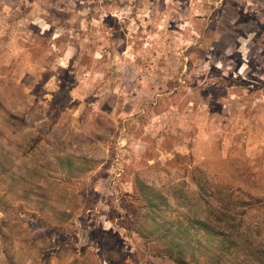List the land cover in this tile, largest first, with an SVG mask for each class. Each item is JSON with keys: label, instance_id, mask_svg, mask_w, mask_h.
I'll return each mask as SVG.
<instances>
[{"label": "rangeland", "instance_id": "obj_1", "mask_svg": "<svg viewBox=\"0 0 264 264\" xmlns=\"http://www.w3.org/2000/svg\"><path fill=\"white\" fill-rule=\"evenodd\" d=\"M210 192L264 247V0H0V264H177Z\"/></svg>", "mask_w": 264, "mask_h": 264}, {"label": "trees", "instance_id": "obj_2", "mask_svg": "<svg viewBox=\"0 0 264 264\" xmlns=\"http://www.w3.org/2000/svg\"><path fill=\"white\" fill-rule=\"evenodd\" d=\"M207 188V187H206ZM200 188L199 199L208 203V198L205 195L206 190L212 191V188ZM212 194V198H214V203L209 205L208 213L202 216L203 210L201 212L196 211L193 214L194 222L192 221V225L187 227L180 225L177 229L169 226L162 225L157 231H161L162 234L160 237L163 239H169V242L173 243L172 247H169V256L172 257V253H174V248H178V254L180 257H176L174 260L177 264H200V258L196 256L195 252L191 253L190 259L184 258V249L185 247L190 246L192 241H189L190 244L182 245L180 243L181 240H189L190 236H193V233L199 234L201 232L208 234L210 237H219L229 242H224L220 247L221 252L214 255V260L212 264H222L223 257L230 255L232 250L234 249H243L247 252L252 253V256H257L259 262L264 264V247L263 245H259L260 249H257L256 244L250 242L248 236L243 231V224L238 219V214L235 213L234 210L229 208V205L224 202L225 207L219 205L221 204L222 198L218 196L217 192H210ZM150 206V209L153 213H155L159 209V204L155 202L153 199L147 200ZM242 240L243 242H239ZM201 247H205L200 240H198ZM258 245V244H257ZM219 249V250H220Z\"/></svg>", "mask_w": 264, "mask_h": 264}]
</instances>
